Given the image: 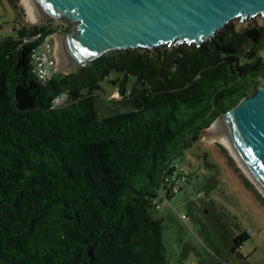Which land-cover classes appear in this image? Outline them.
<instances>
[{"label":"trees","instance_id":"trees-1","mask_svg":"<svg viewBox=\"0 0 264 264\" xmlns=\"http://www.w3.org/2000/svg\"><path fill=\"white\" fill-rule=\"evenodd\" d=\"M62 27L17 20L15 37L0 36V264H168L151 214L163 175L261 86L264 24H228L201 47L117 51L43 84L36 43L23 38L73 28ZM106 79L119 83L111 114L100 103ZM62 94L67 104L53 107Z\"/></svg>","mask_w":264,"mask_h":264},{"label":"water","instance_id":"water-1","mask_svg":"<svg viewBox=\"0 0 264 264\" xmlns=\"http://www.w3.org/2000/svg\"><path fill=\"white\" fill-rule=\"evenodd\" d=\"M27 2L42 24L55 20L73 26L69 32H60L57 39L59 69L64 73L79 71L117 51L183 44L201 47L232 20L239 19L242 23L250 18H264V0ZM214 124L219 141L234 164L264 198V80L259 88L220 115L211 127Z\"/></svg>","mask_w":264,"mask_h":264},{"label":"rangeland","instance_id":"rangeland-1","mask_svg":"<svg viewBox=\"0 0 264 264\" xmlns=\"http://www.w3.org/2000/svg\"><path fill=\"white\" fill-rule=\"evenodd\" d=\"M15 1L16 8L9 0H0L1 37L16 36L13 28L17 20L26 24L30 21L23 0ZM58 23L50 20L44 24ZM229 24L235 27L264 24V18H250L242 23L235 19ZM113 75L120 79L125 76L120 72ZM136 81L135 76L128 75L127 88L132 89ZM102 86V112L111 114L110 108H114L111 99H120V96L112 98L119 83L114 86L106 79ZM221 147L225 149L203 135L199 143L184 149L176 159L177 171L182 174L181 190L169 200H159V207L151 211L154 218L162 220L168 264H264V204L259 196L264 198L255 188L252 191L247 187V177L240 169L235 171V164L228 163L229 154ZM206 207L210 208L208 214ZM216 216L227 226L226 234L220 232ZM243 232L250 236L233 254L229 240Z\"/></svg>","mask_w":264,"mask_h":264},{"label":"built area","instance_id":"built-area-1","mask_svg":"<svg viewBox=\"0 0 264 264\" xmlns=\"http://www.w3.org/2000/svg\"><path fill=\"white\" fill-rule=\"evenodd\" d=\"M62 26H67L62 23ZM57 24V25H58ZM62 27V29H64ZM63 32L59 30L58 32H52L43 36L41 32L33 33L29 36L23 38L25 43H36L32 51V61L34 66V73L41 83L46 84L55 76L59 69V61L57 58L58 48H57V39L60 35L59 33ZM110 78H112L110 76ZM119 92L116 91L112 98H119ZM68 101L67 95L62 94L53 98L52 104L53 107H61L66 105ZM177 168L176 159L169 163L163 178L158 189V199L156 200L155 207H159V200H169V197L173 196L181 190L182 179L179 176L178 169L174 172H170L172 168Z\"/></svg>","mask_w":264,"mask_h":264},{"label":"bare ground","instance_id":"bare-ground-1","mask_svg":"<svg viewBox=\"0 0 264 264\" xmlns=\"http://www.w3.org/2000/svg\"><path fill=\"white\" fill-rule=\"evenodd\" d=\"M23 2L25 3L27 10H28V19L30 20V22H39L41 20H39L30 10V7L28 5L27 0H23ZM206 135V138L209 139L210 141H217L219 143H221L219 141V137H218V132H217V127L216 124H214L210 129L209 132ZM222 144V143H221Z\"/></svg>","mask_w":264,"mask_h":264},{"label":"flooded vegetation","instance_id":"flooded-vegetation-1","mask_svg":"<svg viewBox=\"0 0 264 264\" xmlns=\"http://www.w3.org/2000/svg\"><path fill=\"white\" fill-rule=\"evenodd\" d=\"M213 210H211V212H212ZM206 212H208L207 210H206ZM208 213H210V212H208ZM207 213V214H208ZM216 218V220H217V224H218V227H219V229H220V232L222 233V234H226V232H227V226L226 225H224L223 223H222V220H221V218L220 217H218V216H216L215 217ZM223 239L225 240V241H227L226 240V238L223 236ZM228 245H229V249H230V251L233 253V254H235L236 252H237V250H238V248L242 245V244H240L239 246H233L231 243H230V240H229V243H228Z\"/></svg>","mask_w":264,"mask_h":264},{"label":"crops","instance_id":"crops-1","mask_svg":"<svg viewBox=\"0 0 264 264\" xmlns=\"http://www.w3.org/2000/svg\"><path fill=\"white\" fill-rule=\"evenodd\" d=\"M177 164V163H176ZM177 166V165H176ZM179 173V172H178ZM181 173V172H180ZM179 173V174H180ZM206 210L209 212V210H210V208L209 207H206ZM206 210H205V213H208V212H206ZM234 237H236V235L235 236H232L231 238H230V243L233 245V246H235V243H234Z\"/></svg>","mask_w":264,"mask_h":264}]
</instances>
